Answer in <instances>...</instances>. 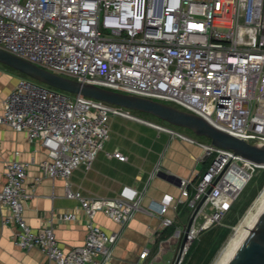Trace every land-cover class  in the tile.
<instances>
[{
  "label": "built area",
  "instance_id": "1",
  "mask_svg": "<svg viewBox=\"0 0 264 264\" xmlns=\"http://www.w3.org/2000/svg\"><path fill=\"white\" fill-rule=\"evenodd\" d=\"M0 50L82 85L166 104L264 146V0H0ZM112 118L142 122L196 144L204 161L210 159L196 182L180 180L178 198L165 195L147 205L161 231L174 228L156 258L173 243L174 262L182 245V264L193 241L222 224L254 173L264 168L120 107L23 77L0 101V126L25 132L29 144L45 151L31 192L42 178L63 180L65 197L86 217V236L82 246L66 252L55 237L53 215L51 225L37 230L25 223L23 203L32 196L25 192L27 165L16 159L17 152L4 168L2 225L16 228L18 249H37L54 264H110L120 231L106 233L95 225V215L101 212L125 228L143 209L147 189L160 172L157 164L140 189L123 187L109 200H89L72 190L73 171L91 168L110 138ZM112 157L125 160L119 152ZM182 207L189 211L185 217ZM58 217L75 221L74 214ZM147 257L144 250L139 259Z\"/></svg>",
  "mask_w": 264,
  "mask_h": 264
},
{
  "label": "crops",
  "instance_id": "2",
  "mask_svg": "<svg viewBox=\"0 0 264 264\" xmlns=\"http://www.w3.org/2000/svg\"><path fill=\"white\" fill-rule=\"evenodd\" d=\"M21 77L0 70V101L6 98ZM110 138L97 155L91 168L82 167L73 171L70 177L72 190L79 191L89 200H109L118 196L123 187L140 189L149 173L158 164L160 172L151 181L143 200V209L120 229L119 225L98 212L94 223L106 233L120 231L110 264H172L177 246L173 243L164 246V251L156 258L160 240L170 228L160 230L159 218L147 209L151 202H158L165 195L174 199L179 196L180 180L201 176L207 165L204 164L202 150L166 133L159 132L142 122L123 118H112L109 124ZM183 149L188 156H181ZM27 165L25 192L32 197L23 203V218L33 230L51 225L55 237L64 251L83 245L86 236V217L78 203L65 197V183L59 178H42L31 192L35 177L40 176L38 163L46 158L45 151L38 143L29 144L25 132H15L6 125L0 126V193L5 184L6 162L15 158ZM116 152L125 157L119 161L112 157ZM199 165L202 167L199 168ZM196 175V176H195ZM168 178H171L169 180ZM6 212L0 208V264H54L39 250H20L13 238L16 228L2 225ZM74 214L75 221L63 222L58 216ZM171 217V214H168ZM229 228L227 224L220 225ZM206 234L203 232L200 239ZM148 251L146 260L140 254ZM155 258V259H154Z\"/></svg>",
  "mask_w": 264,
  "mask_h": 264
},
{
  "label": "water",
  "instance_id": "3",
  "mask_svg": "<svg viewBox=\"0 0 264 264\" xmlns=\"http://www.w3.org/2000/svg\"><path fill=\"white\" fill-rule=\"evenodd\" d=\"M0 64L51 89L71 95H81L127 111L152 116L172 127L188 130L196 137L205 138L212 146L232 151L234 155L248 162L259 166L264 165V146L248 144L221 132L193 114L152 100L124 95L95 86L82 85L51 74L2 50H0ZM168 179L171 180V178ZM179 183L180 181L178 186ZM196 211L197 209L193 212L186 230L190 228ZM183 241H185V237ZM181 254L182 245L179 247L173 264H178ZM229 264H264V212Z\"/></svg>",
  "mask_w": 264,
  "mask_h": 264
},
{
  "label": "rangeland",
  "instance_id": "4",
  "mask_svg": "<svg viewBox=\"0 0 264 264\" xmlns=\"http://www.w3.org/2000/svg\"><path fill=\"white\" fill-rule=\"evenodd\" d=\"M0 70L6 71L10 74H13V75H16L19 77H22V75L19 74L18 72L11 70V69H9V68L1 65V64H0ZM47 88H49V87H47ZM129 113L132 114L133 116L137 117V118L142 119V120H145V121H148V122H151L154 124H158L161 126L168 127V128H170V129H172V130H174V131H176V132H178V133H180L186 137L195 139L197 141H203V142L206 141V140H204V138L194 136L188 130L172 127V126H170V125H168L162 121L155 119L152 116L140 115V114L132 112V111H129ZM180 152H181V156H188L187 150L183 149ZM201 167L202 166L199 165V168H201ZM263 187H264V169H259L254 173L253 177L251 178V180L249 181V183L247 184L245 189L240 193V195L238 196L236 201L232 204L231 208L228 210V212L225 214V216L222 220V222L227 224V226L229 227V230L231 231L230 236L233 233L234 228H236V226L242 221V219H244L246 212L248 211L251 204L258 197V195L262 191ZM188 212L189 211L187 210L183 216L187 215ZM221 248H220V250H221ZM220 250H219V252H220ZM219 252H218V254H219ZM218 254H217V256H218ZM217 256L215 257L214 261L216 260ZM214 261L212 262V264L214 263Z\"/></svg>",
  "mask_w": 264,
  "mask_h": 264
},
{
  "label": "trees",
  "instance_id": "5",
  "mask_svg": "<svg viewBox=\"0 0 264 264\" xmlns=\"http://www.w3.org/2000/svg\"><path fill=\"white\" fill-rule=\"evenodd\" d=\"M22 77L30 80L29 78L23 75ZM140 115H144V114H140ZM204 140L208 141L205 138ZM204 164L207 165L208 167V165L210 164V159L205 160ZM197 180L198 179L196 178V180L194 181L196 182ZM187 210L188 209L186 207H182V214L184 215V213H186ZM173 231L174 228H170V230H168V232H165V234L162 236L160 240L163 239L166 240L167 238H169ZM205 232L206 234L201 239H200V235L202 233L199 235V237L196 240L193 241V243L188 249L187 254L184 257L182 264H212L220 248L225 243V241L227 240V238L230 236L231 233L229 228H223L220 225H215Z\"/></svg>",
  "mask_w": 264,
  "mask_h": 264
},
{
  "label": "bare ground",
  "instance_id": "6",
  "mask_svg": "<svg viewBox=\"0 0 264 264\" xmlns=\"http://www.w3.org/2000/svg\"><path fill=\"white\" fill-rule=\"evenodd\" d=\"M264 168V165L261 166ZM264 212V187L255 201L251 204L244 219L234 228L231 236L222 246L213 264H229L242 246L251 230Z\"/></svg>",
  "mask_w": 264,
  "mask_h": 264
}]
</instances>
